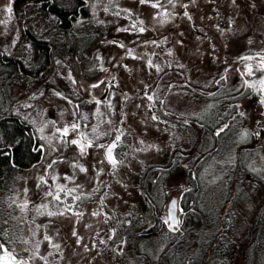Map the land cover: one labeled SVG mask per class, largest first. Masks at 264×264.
I'll list each match as a JSON object with an SVG mask.
<instances>
[{
    "label": "rangeland",
    "instance_id": "374dc122",
    "mask_svg": "<svg viewBox=\"0 0 264 264\" xmlns=\"http://www.w3.org/2000/svg\"><path fill=\"white\" fill-rule=\"evenodd\" d=\"M30 1L0 0V51L26 64L23 28L48 38L56 24ZM88 7L73 27L96 34L92 77L67 55L43 76H0L1 114L43 148L0 188L3 248L28 264H264V0ZM173 198L191 228L161 229L138 256L134 234Z\"/></svg>",
    "mask_w": 264,
    "mask_h": 264
},
{
    "label": "trees",
    "instance_id": "16d2710c",
    "mask_svg": "<svg viewBox=\"0 0 264 264\" xmlns=\"http://www.w3.org/2000/svg\"><path fill=\"white\" fill-rule=\"evenodd\" d=\"M53 1L52 7L56 8V11L66 10L64 8L66 5L63 2L60 0ZM37 12L45 16V12L39 8H37ZM54 30L55 33L48 38L37 36L31 30V37L35 42L31 43L30 62L28 64L19 55L0 51V76L5 74L8 80L14 79L15 76L29 77L35 73L43 76L48 72L50 57L53 60L54 56L63 57L67 55L75 58V71L82 72L85 77H92L96 70L93 65L97 59L91 47L95 42L96 34L94 32H77L74 27L70 30H59L54 26ZM42 155L43 148L32 125L25 118L12 111H7L6 114L0 112V188L3 187L13 172L28 169L35 165L42 158ZM117 157L119 156L117 155ZM158 213L162 214V210L158 209ZM154 217L156 222L161 220L157 219L156 215ZM255 220V224L252 226L254 232L258 228L256 227L257 222L261 221L257 218ZM1 244L6 245L2 242Z\"/></svg>",
    "mask_w": 264,
    "mask_h": 264
},
{
    "label": "flooded vegetation",
    "instance_id": "af4514ba",
    "mask_svg": "<svg viewBox=\"0 0 264 264\" xmlns=\"http://www.w3.org/2000/svg\"><path fill=\"white\" fill-rule=\"evenodd\" d=\"M30 2H33L34 4H36V6L40 10L45 12L44 13L45 16L54 18L56 21L55 26L59 30H70L74 26V22L76 21L77 18L86 16L89 13L88 6L90 3V0H68L66 2H63V4L66 5L64 7L66 10H63V11L62 10L56 11V8L52 7L53 2H54L53 0H31ZM23 30H24L23 32L26 35L29 44L34 43L35 41L31 37V33H32L31 29L29 27H25L23 28ZM33 37L35 38V36ZM91 48L93 49V47ZM51 64H52V59L50 57L48 61V67H47L48 70L51 68ZM31 76L33 75L31 74L29 77ZM171 201H174L175 206H177L175 198H173ZM168 208L166 211L164 210L162 212L161 214L162 217L160 221L158 222L153 221V223L149 224V226L143 227L145 229L140 228L139 231H137L136 235L134 234V236L138 239V241L137 240L134 241L135 247L137 248V251L139 252L138 256H140L142 252V247L140 246L142 242L147 238H151L149 237L151 235L160 234L161 229H165L166 233L170 234L171 236H176L179 234L184 235L187 232L186 230L191 228L189 224L185 225L184 221H180L177 208H175V221L171 222ZM111 228H114V227H111ZM112 234L115 235V232H113ZM122 235L125 240H127L128 236H132V235H127L125 230H124V234ZM172 240L173 239H170V241ZM134 242H133V245H134ZM106 243H108V240H106ZM171 245L176 246V243L171 242ZM0 253H4V255L0 257V264H5L3 261H5L6 259L10 262V264H28V260L25 257L14 254L7 247L2 248ZM165 255H168V254H165ZM148 257H149V254H148ZM158 257L159 258L157 259V261H160V264H163V263L168 264L169 261H172V262L174 261L175 264L177 263L179 264L180 263L179 261H182V263L180 264H191L190 257L186 258V255L184 256L178 255L176 258L173 257L172 260L169 259L168 256H164V255H159ZM179 257H182V258L179 259ZM152 258L153 257H150L149 259L153 260ZM51 259L53 261L55 260L54 258H51Z\"/></svg>",
    "mask_w": 264,
    "mask_h": 264
},
{
    "label": "snow or ice",
    "instance_id": "6c2138e0",
    "mask_svg": "<svg viewBox=\"0 0 264 264\" xmlns=\"http://www.w3.org/2000/svg\"><path fill=\"white\" fill-rule=\"evenodd\" d=\"M141 2H144V0H141ZM9 11H10V9H9ZM141 31H143V29H141ZM261 83L264 84V81H261ZM154 119H155V117H154ZM76 127H77L76 125H73V129H75ZM64 132H65V134H67L68 129H67V128L64 129ZM116 139L119 140V137H117ZM72 143H73V144H77V143H79V141L73 140ZM115 146H116L115 144H112V145H111L110 147H108V149H107V152H108V158H109V160H110L113 164H115V160L112 159V149H113ZM83 147H84L83 144H81V148H82V149H83ZM57 199H59L58 196H57ZM0 248H3V245H0ZM5 264H7V262H5Z\"/></svg>",
    "mask_w": 264,
    "mask_h": 264
},
{
    "label": "water",
    "instance_id": "95a60500",
    "mask_svg": "<svg viewBox=\"0 0 264 264\" xmlns=\"http://www.w3.org/2000/svg\"><path fill=\"white\" fill-rule=\"evenodd\" d=\"M168 212L170 215L171 222L175 221V202L174 201L170 202ZM3 255H4V253H0V257H2Z\"/></svg>",
    "mask_w": 264,
    "mask_h": 264
}]
</instances>
